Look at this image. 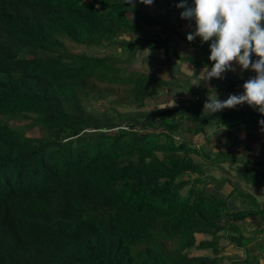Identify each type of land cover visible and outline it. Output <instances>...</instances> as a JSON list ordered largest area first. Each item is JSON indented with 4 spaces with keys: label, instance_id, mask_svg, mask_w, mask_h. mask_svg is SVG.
Returning a JSON list of instances; mask_svg holds the SVG:
<instances>
[{
    "label": "trees",
    "instance_id": "1",
    "mask_svg": "<svg viewBox=\"0 0 264 264\" xmlns=\"http://www.w3.org/2000/svg\"><path fill=\"white\" fill-rule=\"evenodd\" d=\"M138 1L0 0V264H262L264 228L246 231L264 224V202L209 189L192 154L211 155L193 147L179 110L140 111L165 83L130 58L163 50L169 71L180 46L209 42L187 39L195 25L179 0ZM181 85L195 98L207 90ZM222 240L245 257L220 256Z\"/></svg>",
    "mask_w": 264,
    "mask_h": 264
},
{
    "label": "crops",
    "instance_id": "2",
    "mask_svg": "<svg viewBox=\"0 0 264 264\" xmlns=\"http://www.w3.org/2000/svg\"><path fill=\"white\" fill-rule=\"evenodd\" d=\"M190 22L195 25L194 21ZM192 44L197 45H190L188 47L183 45L177 49V53L181 54V56L183 52L181 50H185V53L191 58H185L183 63L177 61L175 65L170 66L169 71L165 68H160L156 72V78L163 80L165 83V85L158 86V97H163L164 92L162 90L164 86L166 89L169 86H173L174 88L177 85H181L182 83H176L180 79L189 80L194 85L204 86L207 89L206 92L201 93L196 98L189 94L191 88H184L186 94L179 91L174 92L175 95L173 97L175 98L170 95L167 96V101L175 99L174 103H171V107L184 108L188 106L190 101H197L203 106L202 115L199 116L197 121L187 118L184 124L187 128V137L192 141L194 147L200 149L201 154L211 155L210 160L194 156L195 163L207 169L208 175L213 177V180L210 181L209 189L215 190V193L227 197L232 193L233 189L239 186L241 189L245 188L250 193L255 191V194H257L259 190L261 193L260 198H262L264 195V190L262 191L264 188V124L260 123V119L264 116V113H260L256 108L249 106L246 102L218 111L205 109V103L209 99V96L217 94L218 98L226 99L230 94L242 93L244 81L255 75V72L251 69L241 70L236 65L235 70H227L223 74V78L201 80V76L199 75L201 70L205 65L211 67L213 63L209 59L210 48L206 44L197 42ZM163 56H165V52H163ZM196 63H201L199 68L196 67ZM233 64L235 65V61H233ZM194 103L197 104L196 102ZM213 114L220 119L213 121V118H211ZM182 117L180 115V118ZM208 123L210 127L206 126ZM199 129L201 131L197 133ZM224 152L226 156L220 159L222 161L213 164L215 155ZM216 165L218 166L215 167ZM244 169H250L252 173L257 171L260 175L258 178L263 179L261 183L255 182L247 184V179L252 180V182L256 179L247 174H241V171ZM227 177L230 179L226 184L218 182L217 187L214 183L219 179H225ZM231 197L233 198V196ZM231 204L236 205V202H231Z\"/></svg>",
    "mask_w": 264,
    "mask_h": 264
},
{
    "label": "clouds",
    "instance_id": "3",
    "mask_svg": "<svg viewBox=\"0 0 264 264\" xmlns=\"http://www.w3.org/2000/svg\"><path fill=\"white\" fill-rule=\"evenodd\" d=\"M142 2L146 5H151L154 0H142ZM176 6L183 9V11L180 12L181 18L195 22V30L187 33V39L191 41L198 36L202 42H209V59L213 61V63L211 67L205 65L201 70L199 74L201 80L223 78V74L227 70H235L236 65H238L241 70L251 69L255 72V75L244 81L242 93L230 94L226 99L218 98L217 94L209 96V99L205 103V109L218 111L226 107H235L238 104L246 102L249 106L256 108L260 113H264V0H191L190 4L188 0H179ZM115 49L122 51L118 53V55H122L124 59L133 56L132 51L129 53L126 50L123 51L122 48ZM140 51H145L147 53L139 62V65H141L140 68L145 70L146 73H150L151 78L160 80L156 78V72L160 68L166 69L165 65L160 63L165 56L159 58L156 55V51L150 49H141L138 52ZM181 51H183L182 56L180 55L183 58L182 60L191 58L188 57L185 50ZM101 53L104 52H98L97 55ZM107 53L117 54L114 52V48L107 50ZM134 61L136 60L133 56L130 58V66H132ZM177 61L184 62L181 61V58L179 60L174 59L169 65L173 66ZM233 61H235V65ZM151 71H153V73ZM108 84L111 88L117 86L119 90L124 87V85L116 83H107V85ZM157 88L159 90L158 86ZM167 89L170 92L164 94V97L170 95L173 86H169ZM150 102L145 108L150 106ZM194 102H196L199 107L203 108L201 103L190 101L188 106L184 108L156 107L152 109V111L162 109L179 110L180 113L176 115V119H179L180 115L184 113V117H182V128L186 133L187 128L184 124L187 120L186 115L190 113L187 112V110L188 108L191 109L192 106L190 105L192 103L195 104ZM164 103L165 102H163V106ZM167 103H174V100H169ZM199 115H202L201 111H199ZM260 123L264 124V116L261 117ZM112 131H115V129ZM180 137V134L174 136L176 139ZM194 156L197 155L192 154V158ZM263 190L264 188L262 191ZM255 193L256 192H254V194ZM255 196L260 200L261 193L259 190Z\"/></svg>",
    "mask_w": 264,
    "mask_h": 264
},
{
    "label": "rangeland",
    "instance_id": "4",
    "mask_svg": "<svg viewBox=\"0 0 264 264\" xmlns=\"http://www.w3.org/2000/svg\"><path fill=\"white\" fill-rule=\"evenodd\" d=\"M138 3L140 4V5H143V2H142V0H139L138 1ZM158 7H159V9H158V13H159V19L161 20V21H164V20H166V15H167V12H168V9L163 5V4H161V3H159V5H158ZM171 11V13L170 14H172V16H174L173 14H174V12L175 11H173V10H170ZM173 23H175V21H173ZM85 48L84 47H81L80 48V50H75V51H78V52H84L83 50H84ZM114 52L115 53H121L122 51L121 50H117V49H115L114 48ZM162 53H163V51H159V52H157L156 53V55H158L160 58L162 57ZM145 54H147L145 51H140V52H137L135 55H134V59L136 60V61H134L133 62V64H132V66L134 67V68H138V69H141L140 67H141V65H139V62L142 60V57L143 56H145ZM140 58V59H139ZM139 59V60H138ZM148 69V68H147ZM189 83H190V81L189 80H185V81H183L182 82V84L183 85H185V86H188L189 85ZM115 89H118V87L117 86H115ZM176 91H179V92H183V94H186L185 93V91H184V87L182 86V85H177V86H175L174 88H173V90H172V92L170 93V96H174L175 95V93L174 92H176ZM162 92H164V94H167V93H169L170 91H168V89L166 88L165 89V86H164V89L162 90ZM119 96H124L123 95V92H118V96L117 97H119ZM115 98V96H110L108 99L109 100H112V99H114ZM173 98H175V97H173ZM167 100H168V97H158L157 99H155V100H153L152 102H150V106L148 107V108H143V109H140V111L141 112H144V111H150V110H152V109H154V108H156V107H159V108H164V107H166V108H170L171 106H172V104H169V103H167ZM174 101H175V99H174ZM163 102H165L164 103V106H163ZM127 109H130V108H127ZM196 109H198L199 111H203V108L202 107H196ZM124 109H121V111H123ZM131 110V109H130ZM133 110H136V108L135 109H133ZM188 110H189V112H191L192 110L190 109V108H188ZM181 116H183L184 117V115H181ZM204 117V116H203ZM211 118H213V121H218V119H220L219 117H215V115L213 114L212 115V117ZM165 122L166 123H170V119H167V120H165ZM26 123H28V121H22V122H20V124L21 125H25ZM207 127H210V125H209V123L206 125ZM183 127V125L181 126V128ZM28 134L30 135V136H33V137H39V136H41V131L39 130V129H32V130H29V132H28ZM161 141V140H160ZM176 144H178L177 142H176ZM226 156V153L224 152V153H220V155H219V157H220V159H223V157H225ZM219 159V161H222V160H220ZM241 174H243V175H245V174H247V175H250L251 177H253V178H255L256 180H255V182H258L259 184L261 183V181L263 180V179H261V178H258V176H260L259 174H258V172L257 171H254V173H252V171L250 170V169H244V170H242L241 171ZM230 178H225V179H219V180H217V181H215L214 183L216 184V186L218 187V182L219 183H223V184H226L227 183V181L229 180ZM210 188H212V187H210ZM213 191H215V190H213ZM236 192V191H235ZM249 192V191H248ZM254 192L255 191H253L251 194H253L254 196H255V194H254ZM234 196H236V197H240L241 196V194H239L238 192H236L235 194H234ZM223 197H225V196H223ZM242 199V198H241ZM260 201L262 202V201H264V195L262 196V198H260ZM236 202V205L238 206V202L237 201H235ZM252 220L253 219H250L249 221H248V224H250V225H248L247 226V231H246V234H252V233H254V235L255 234H257L255 231H260L262 228H264V224L262 223V222H260V221H253L252 222ZM257 236V239L254 241V242H256V243H259L261 240H262V238H264V233L262 232V233H260L259 235H256ZM199 238H201V237H199ZM221 246H223V248H225L224 250H223V253L220 255V256H222V255H226V256H229L230 254H233V253H237L236 254V256L237 257H245V253L246 252H244V251H239L237 248V250H234L235 248H234V246H232L230 243H228L226 240H222L221 241ZM202 253H204V254H206L204 251H201ZM208 253V252H207ZM257 254H260V255H264V252H259V251H257ZM231 256V255H230ZM223 263H225V262H223ZM222 263V264H223ZM261 263L262 264H264V260H262L261 261Z\"/></svg>",
    "mask_w": 264,
    "mask_h": 264
},
{
    "label": "bare ground",
    "instance_id": "5",
    "mask_svg": "<svg viewBox=\"0 0 264 264\" xmlns=\"http://www.w3.org/2000/svg\"><path fill=\"white\" fill-rule=\"evenodd\" d=\"M46 104V103H45Z\"/></svg>",
    "mask_w": 264,
    "mask_h": 264
}]
</instances>
